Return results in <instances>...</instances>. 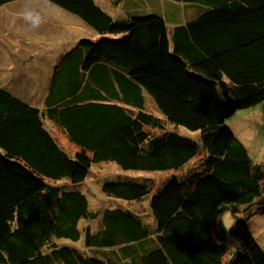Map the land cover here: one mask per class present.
<instances>
[{
    "label": "trees",
    "instance_id": "16d2710c",
    "mask_svg": "<svg viewBox=\"0 0 264 264\" xmlns=\"http://www.w3.org/2000/svg\"><path fill=\"white\" fill-rule=\"evenodd\" d=\"M47 1L101 38L61 56L42 104L0 87V264H264L246 223L264 210V164L226 122L264 100V0H176L189 17L170 27L154 14L115 20L94 0ZM145 92L161 116L146 110ZM169 123L199 130L200 144ZM102 161L173 172L158 186L151 177L101 185L127 202L151 194L153 232L130 208L90 209L79 185ZM225 211L236 216L229 229ZM94 219L96 230L80 225Z\"/></svg>",
    "mask_w": 264,
    "mask_h": 264
},
{
    "label": "rangeland",
    "instance_id": "374dc122",
    "mask_svg": "<svg viewBox=\"0 0 264 264\" xmlns=\"http://www.w3.org/2000/svg\"><path fill=\"white\" fill-rule=\"evenodd\" d=\"M94 1L115 20H121L119 17H123L128 13L136 16L154 14L162 17L170 27L173 23L182 22L186 17H189L187 14L188 16L184 18V11H182L184 5L176 0H121L118 3L113 0ZM28 3L42 17V22L36 29L26 24L21 15ZM179 10L180 13L182 12V16H179V13L177 14ZM81 38L96 41L101 38V35L97 34L93 28L80 20L79 17L47 0H15L0 6V87L8 90L10 88L6 85H9L12 87L11 91L16 95L20 91L18 97L37 105L42 104V98L46 93V87L52 77L55 64ZM33 79L37 84L34 87L28 85ZM5 80L8 84H5ZM145 99L146 110L161 116L162 114L154 100L147 92H145ZM226 122L246 146L252 161L264 164V100L254 106L235 111L227 118ZM170 125L172 126L170 130H178L181 133L180 135L189 137L200 144L199 130L190 131L180 125L177 127L173 124ZM46 126L58 143L69 151L76 148L68 142L67 137L52 122L46 121ZM200 156L201 154L192 160L189 165H196ZM187 168L188 166L182 169V173H185ZM172 173L170 171L124 170L114 162L102 161L91 165L89 174L85 181L79 185V189L89 199L92 211L100 213L106 207L130 208L141 216L153 232L155 224L149 210L151 194L142 201L127 202L106 195L101 190V185L106 180L132 178L138 180L151 177L158 186ZM57 184H60V182ZM221 219L223 225L229 229L234 225L236 216L230 211H225ZM87 223L90 224L93 230L100 227L97 219L90 222L84 221L80 225H86ZM246 223L252 235L264 250V210L253 214L247 219ZM63 241L66 245L75 248L82 245L79 241L75 242L68 239ZM143 245L146 248L152 247L154 245L152 237ZM101 251L98 249L93 250L97 254H102Z\"/></svg>",
    "mask_w": 264,
    "mask_h": 264
},
{
    "label": "clouds",
    "instance_id": "9594fccd",
    "mask_svg": "<svg viewBox=\"0 0 264 264\" xmlns=\"http://www.w3.org/2000/svg\"><path fill=\"white\" fill-rule=\"evenodd\" d=\"M21 15L25 23L33 29L38 28L42 22L41 15L31 6L30 3L25 5Z\"/></svg>",
    "mask_w": 264,
    "mask_h": 264
},
{
    "label": "crops",
    "instance_id": "0c3cea01",
    "mask_svg": "<svg viewBox=\"0 0 264 264\" xmlns=\"http://www.w3.org/2000/svg\"><path fill=\"white\" fill-rule=\"evenodd\" d=\"M40 4H42V3H40ZM69 17H70V15H69ZM24 77H25V76H24ZM36 80H37V79H36ZM34 81H35V79H33V81L30 82L28 85H33V87H34L35 85H37ZM4 82H5V84H8L6 80H5ZM6 86H7L8 88H10V89H8V90H10V92H12V91H11L12 87H10L9 85H6ZM6 90H7V89H6ZM12 93H13V94H16V93H14V92H12ZM19 93H20V91H19ZM19 93H17V95H19ZM34 104H35V103H34Z\"/></svg>",
    "mask_w": 264,
    "mask_h": 264
}]
</instances>
